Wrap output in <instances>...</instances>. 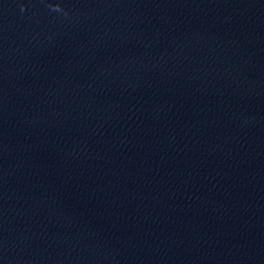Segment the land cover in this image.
Returning <instances> with one entry per match:
<instances>
[{
  "label": "water",
  "instance_id": "95a60500",
  "mask_svg": "<svg viewBox=\"0 0 264 264\" xmlns=\"http://www.w3.org/2000/svg\"><path fill=\"white\" fill-rule=\"evenodd\" d=\"M0 264H264V0H0Z\"/></svg>",
  "mask_w": 264,
  "mask_h": 264
}]
</instances>
